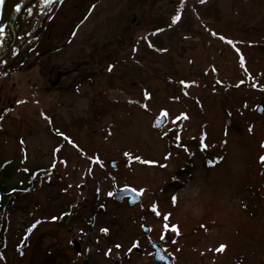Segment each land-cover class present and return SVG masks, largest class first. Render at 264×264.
I'll return each mask as SVG.
<instances>
[{"label":"rangeland","instance_id":"obj_1","mask_svg":"<svg viewBox=\"0 0 264 264\" xmlns=\"http://www.w3.org/2000/svg\"><path fill=\"white\" fill-rule=\"evenodd\" d=\"M25 7L0 64V180L17 187L0 264H157L163 237L174 264H264V0ZM126 186L139 206L114 202Z\"/></svg>","mask_w":264,"mask_h":264},{"label":"water","instance_id":"obj_2","mask_svg":"<svg viewBox=\"0 0 264 264\" xmlns=\"http://www.w3.org/2000/svg\"><path fill=\"white\" fill-rule=\"evenodd\" d=\"M8 1L9 0H0V28H1V26L3 24V20H4V14H5V10H6L5 4ZM16 14H18V13L15 10L11 14V17H10L11 20L9 23L10 27L14 26V24H15ZM13 40H14L13 43L10 44L6 49H4V52L0 56V64L10 54L11 50L13 49V46L17 42L16 35H14ZM262 112H263V106H259L257 108V113L262 114ZM165 122H166V120L164 119L163 116L155 117L153 120V129L154 130L161 129L165 125ZM110 164H111V167L114 169L117 166V164L113 163V162H111ZM112 196H113V199L115 202L116 201L122 202L123 200H126V203L130 207H134V205H137L138 203L141 202V195H139L138 193H136L135 191H133L131 188H129L127 186L123 187V188L116 189L112 193ZM142 230L146 234L149 232V228L145 227V226H142ZM164 240H165V238L162 239V241H164ZM150 248L153 249V259L155 260L156 263H158V264H172L171 260L169 258H167L166 255L164 254L163 249L160 248V246L156 242H151Z\"/></svg>","mask_w":264,"mask_h":264},{"label":"bare ground","instance_id":"obj_3","mask_svg":"<svg viewBox=\"0 0 264 264\" xmlns=\"http://www.w3.org/2000/svg\"><path fill=\"white\" fill-rule=\"evenodd\" d=\"M36 0H9L5 4V14H4V20L3 24L0 28V56L4 52V49H6L10 44L13 43L14 35H18L19 33V27H20V16L22 12L25 11V4H29L31 2H34ZM24 7V8H23ZM16 11L18 14H16V21L14 26L10 27V17L13 11ZM37 174V173H36ZM35 174V175H36ZM30 176V175H29ZM26 184H29L27 180H30L29 177H26ZM166 257L171 260V263L174 264V258L170 254H166Z\"/></svg>","mask_w":264,"mask_h":264},{"label":"trees","instance_id":"obj_4","mask_svg":"<svg viewBox=\"0 0 264 264\" xmlns=\"http://www.w3.org/2000/svg\"><path fill=\"white\" fill-rule=\"evenodd\" d=\"M39 170L33 172L32 174H29L30 176L29 179L30 180H27L29 181L28 183L29 184H26V186L22 189L24 191V193L30 191L31 187H33V184H34V179H33V176H35V174L38 172ZM9 186H7L6 182L5 181H2L0 180V216L3 214V209L5 207V205L11 201L12 202V198H15V192H16V189L17 187L14 186V187H11V189H8ZM1 249V248H0ZM0 253H1V250H0Z\"/></svg>","mask_w":264,"mask_h":264},{"label":"snow or ice","instance_id":"obj_5","mask_svg":"<svg viewBox=\"0 0 264 264\" xmlns=\"http://www.w3.org/2000/svg\"><path fill=\"white\" fill-rule=\"evenodd\" d=\"M49 2H50V0H49ZM178 19H179V17H176V18L174 19V22H175V20H178ZM241 59H242V57H241ZM162 115H167V112H162ZM137 159H139V158H137ZM260 160H261L262 162H264V156H261V157H260ZM173 202H175V197H173ZM152 210H153L154 212L156 211V207H155L154 205H153V207H152ZM165 218H167V217H165ZM53 219H55V217H53ZM165 227L167 228L168 225H165ZM172 228H173L174 231L176 230V227H175L174 225L172 226ZM101 231H103V232H107L108 229H101ZM116 247L119 248L120 245H116ZM225 247H226L225 245H220L218 250L222 251Z\"/></svg>","mask_w":264,"mask_h":264},{"label":"flooded vegetation","instance_id":"obj_6","mask_svg":"<svg viewBox=\"0 0 264 264\" xmlns=\"http://www.w3.org/2000/svg\"><path fill=\"white\" fill-rule=\"evenodd\" d=\"M174 131V130H173ZM166 136H168V132L165 134V137H164V139L165 140H167V143H169V142H173V138H171V137H168V138H166ZM172 145V144H171ZM171 145H170V143L169 144H166V146L168 147V148H171ZM172 184V183H171ZM170 184V185H171ZM175 185V184H174ZM174 185H172V186H174ZM179 236V234H178V232H177V230H172L171 231V240L172 239H175V238H177ZM168 242V237H167V239H165L164 240V242H163V244H165V243H167ZM162 244V245H163ZM179 248V247H178ZM164 249V248H163ZM166 254H168V253H166Z\"/></svg>","mask_w":264,"mask_h":264}]
</instances>
